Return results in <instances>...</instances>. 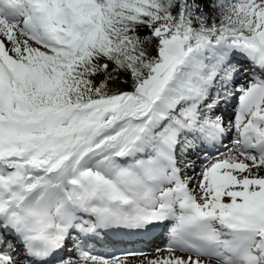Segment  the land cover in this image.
Instances as JSON below:
<instances>
[{"label": "snow or ice", "instance_id": "6c2138e0", "mask_svg": "<svg viewBox=\"0 0 264 264\" xmlns=\"http://www.w3.org/2000/svg\"><path fill=\"white\" fill-rule=\"evenodd\" d=\"M0 264H264V0H0Z\"/></svg>", "mask_w": 264, "mask_h": 264}, {"label": "bare ground", "instance_id": "6f19581e", "mask_svg": "<svg viewBox=\"0 0 264 264\" xmlns=\"http://www.w3.org/2000/svg\"><path fill=\"white\" fill-rule=\"evenodd\" d=\"M118 239V238H117ZM164 243V239L161 237L160 239L156 240L155 241V244H160L162 245ZM125 242L124 243H120L117 245V247H124L125 246ZM128 246H131V245H128ZM155 245H151L150 247H154ZM137 247H140V245H137Z\"/></svg>", "mask_w": 264, "mask_h": 264}]
</instances>
